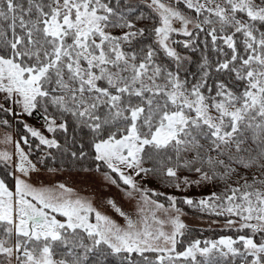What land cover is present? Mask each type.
<instances>
[{
	"label": "snow or ice",
	"instance_id": "snow-or-ice-1",
	"mask_svg": "<svg viewBox=\"0 0 264 264\" xmlns=\"http://www.w3.org/2000/svg\"><path fill=\"white\" fill-rule=\"evenodd\" d=\"M0 264H264V0H0Z\"/></svg>",
	"mask_w": 264,
	"mask_h": 264
}]
</instances>
